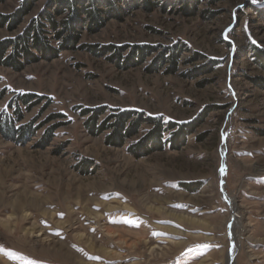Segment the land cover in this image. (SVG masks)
Returning a JSON list of instances; mask_svg holds the SVG:
<instances>
[{"label": "rangeland", "instance_id": "374dc122", "mask_svg": "<svg viewBox=\"0 0 264 264\" xmlns=\"http://www.w3.org/2000/svg\"><path fill=\"white\" fill-rule=\"evenodd\" d=\"M25 1L0 44L39 22L58 53L0 59V128L31 131L0 130V264H264V0H84L75 43L63 0Z\"/></svg>", "mask_w": 264, "mask_h": 264}, {"label": "trees", "instance_id": "16d2710c", "mask_svg": "<svg viewBox=\"0 0 264 264\" xmlns=\"http://www.w3.org/2000/svg\"><path fill=\"white\" fill-rule=\"evenodd\" d=\"M86 1H88L91 6H94V8H92V10L88 13L91 15V17L96 22H99L98 21L99 15L97 14L98 9L95 8L96 5H99V3H102V1H106L109 4L113 3L112 0H86ZM182 1H184L185 3H188V2H194L196 0H182ZM77 3H80L83 5L84 0H81L80 2H78V0H63L62 1V4L63 5L67 4L66 7L70 8L71 12H72L70 20H68L65 23V28L69 29L71 31V34L66 39V41L68 40V41H70V43H75V41L77 39V36L72 33V30H74V25L77 22H79V20H78L79 9H77V7H76ZM31 4H32V0H26L24 2V9L20 11V15L24 14L30 8ZM47 17L51 20L53 18L51 14H48ZM41 26H42V24L37 22L35 25V31H34L33 35L28 32L27 34H23L19 38V40H10L9 42L1 43L0 44V59L4 55L6 49L12 45L13 50H12V54L8 57V61H10L9 63H11V65L16 67L17 69H20L22 67L21 62H20L21 51L24 54V56H26L27 59H30V60L36 59L35 55L31 52V49L29 47L30 42H32V41L34 42L35 46L38 49H40L41 51H43L44 53H46V55H49L50 57L56 56L58 52L56 49L49 46L47 39L45 38V36H43L42 29H40V28H42ZM21 45H22V48H21ZM261 56L264 58V54H262ZM26 98H29V96H27ZM129 117H130V112H123L122 114H120L118 116V120L115 123V130L112 133L111 138L118 137V139L122 143V139L124 141V138L126 136L132 135L133 131H136V129L139 125V122H137V121L131 122L129 124V126L127 127L126 123L129 119ZM149 121L154 125V128L152 129V131L150 133L149 142L151 144H154L155 147L161 148V144H162L161 142L163 141L162 139H163L164 132L167 131L168 129H170V127H173L174 125L170 124V125L165 126L163 121L159 118H156V117L149 119ZM3 127L4 128H0V130L3 131L5 134H7V133H11V134L21 133V135L23 136L25 133L29 134L31 132V131H29V129H30L29 126H23V127L19 128L18 130H16L14 125H13L12 120L5 121ZM122 130L124 132H122ZM192 130H193L192 124H182V126L180 127V131L175 135V140H177V139L184 140L185 135ZM143 147L148 148L147 143L143 144ZM187 187H188V189H192V186L188 185Z\"/></svg>", "mask_w": 264, "mask_h": 264}, {"label": "bare ground", "instance_id": "6f19581e", "mask_svg": "<svg viewBox=\"0 0 264 264\" xmlns=\"http://www.w3.org/2000/svg\"><path fill=\"white\" fill-rule=\"evenodd\" d=\"M235 216H237V213H236V209H234V212H233V214L231 215V218H235ZM235 250V249H234ZM236 251H234V253H235ZM233 253V254H234Z\"/></svg>", "mask_w": 264, "mask_h": 264}]
</instances>
